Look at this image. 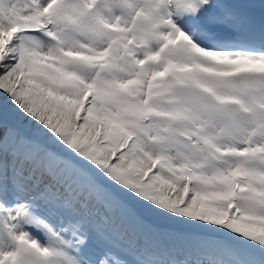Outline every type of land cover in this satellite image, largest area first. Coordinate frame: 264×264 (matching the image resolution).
<instances>
[{
    "label": "snow or ice",
    "instance_id": "snow-or-ice-1",
    "mask_svg": "<svg viewBox=\"0 0 264 264\" xmlns=\"http://www.w3.org/2000/svg\"><path fill=\"white\" fill-rule=\"evenodd\" d=\"M0 264H264V0H0Z\"/></svg>",
    "mask_w": 264,
    "mask_h": 264
}]
</instances>
